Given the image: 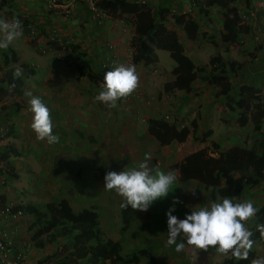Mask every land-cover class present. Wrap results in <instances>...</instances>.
Returning a JSON list of instances; mask_svg holds the SVG:
<instances>
[{
	"label": "rangeland",
	"instance_id": "1",
	"mask_svg": "<svg viewBox=\"0 0 264 264\" xmlns=\"http://www.w3.org/2000/svg\"><path fill=\"white\" fill-rule=\"evenodd\" d=\"M105 2L106 0H101L103 7L106 8L111 15V21H115L114 25H120L119 29L121 28V25H123L122 27L125 31H123V33L127 34V36H131L130 34L133 33L134 30L133 25L131 24L133 21H126L125 19H123L116 10L112 9L110 4L107 5ZM148 3H150L148 0H144L143 2V4ZM192 7L194 8L192 13L194 14V17L196 19H202V21H205L206 24L210 22L209 20H211L212 17L213 20H217L218 23L221 24L222 18L224 16V10L222 8L218 6H212L208 9L206 17H204L197 12L194 6ZM8 9H10V7H7L6 11ZM6 11L0 9V19L9 21ZM17 17L19 16L17 15ZM166 17L169 20L167 22V26L171 27L172 24L170 21L171 19L169 13L166 15ZM214 23L217 22L214 21ZM218 25L219 24L215 25V27H213L215 28V30H212L213 32H211L214 34V39H207L208 37H205L202 42L199 43L192 40L185 42V52L190 53V47H192L195 50V54H197V52H199L200 54V61H197L196 65H207V63H204L207 61L206 54L209 53V55L213 56L217 52L216 50H219L224 55L225 61L233 60L234 56H237L238 59H236V62L238 63L242 62V60L247 61V58L252 59L251 54H247H249V51L254 52V50H259V48H252V50H250L249 48H245V50H249L245 53V51H242V49H240L238 45L221 43L218 40V37H216V33H220V30H222L221 26ZM38 28L39 27H32L30 30V34L25 35L29 38L28 43L25 41L23 34L22 37L19 38V41L16 45L12 43L9 45V47L13 46L12 49L14 50V52L21 54L22 60L26 62L28 66L32 67L35 70V74L33 76L23 77V89L28 87L29 83L32 82L31 84H33V87L32 85H30L29 90H32L33 95L41 97V99L50 109V117L54 125L53 132L59 137L58 142L53 143L51 148L64 149L65 158H63L61 162H56V166L52 170V175L55 176L57 174L58 176L56 178L50 179L49 182H45L44 180H42L43 176L46 177L43 171L38 170L35 173L28 174L25 168H22L21 170L20 166V175L23 178L25 176L24 181L20 182L17 191H15L12 187L10 188L11 184L14 182V179H11V177L7 176L5 177L4 190L5 187L10 188L11 191L14 192L15 198L16 196L18 197L17 201L22 202L20 204L32 203L40 208L44 206L47 200H58L63 197L68 200L74 210H79L81 208H87L91 205H94L97 207L96 209L100 217L99 219L101 221V228L103 227L104 229V218L108 219V217H117L116 220L114 219V223L118 226L112 232L115 235L114 237H118V241L122 245L123 254L129 253L130 251L134 250V245L136 243H139V247H147L154 253L157 264H221V261L224 258L228 257L229 254L219 253L214 246H208L207 249H197L193 245L185 244L186 251L184 249L183 251L178 253L174 250V246L167 245V217L165 213L171 205L173 197H177L179 200H182V203H184V195L187 194L185 191V186L181 185V181L178 180V172L173 168L170 169L169 166L171 162L174 161V153L170 154L169 158L162 156L160 151H158V142L154 139L155 143L147 145L144 141L140 143H138L137 141V145H134L137 151H134L133 154H129V151L133 150L132 145L129 144V142L125 138V135L118 131H115L112 139H109L108 135L105 137L101 136V138L95 136L92 138L89 136V134L92 133L89 130H86L87 127L79 123V118H74L68 115L71 108H67L65 106L55 108L53 106V100L43 94V86L41 84L44 81L43 75L45 74L46 70L50 68L49 65L54 64L60 67L63 66L64 70L67 73H70L72 79L76 84L82 82L90 84L91 82L86 80L84 77L76 79L75 65L77 64L79 59L77 57H73V54H75V50L73 49L75 44H65V48L63 49L64 51L66 50V47H70V50H68L67 52L65 51L68 54L63 51L61 53L57 52V55L50 53H48L50 55H43L44 53H46V51L44 52V49H47V47H41L40 49H38L35 39L39 37H42V39H44L45 32H38ZM202 29L200 33L206 32L205 34H208V32H210L211 30L209 27H207V31H203ZM52 37L53 39L50 38L49 40H47L46 44L50 43L51 45H53L50 47L59 46V44L56 42L57 39L54 38V34H52ZM31 44L36 47L34 48ZM107 44H111L113 45V47L109 48ZM106 47L111 53L101 59L98 65L102 62H105L108 58L115 56L113 55V51L115 48L114 43L108 42L106 43ZM9 49L10 48L0 49V53H8ZM22 49L23 53L21 52ZM156 54L158 58L157 62L148 66L141 65L142 63L133 64L131 60H129V57L126 58L127 60L124 65L127 66L131 64L136 68V74L138 78L137 86L130 94L119 98L114 107L107 105L104 106L103 110H107L109 113L113 112L115 115H120L121 113L119 111L120 108L123 107V105H128L130 108L135 107L132 115H134L135 118L140 122H144L143 119L147 118L146 115H148L149 110L152 109L153 113L150 115L153 117L164 118L167 121L169 120L168 123L170 122L175 124L178 122L177 126L179 127V129L191 128L193 130V134L190 135L191 137L189 141L187 140L184 146H182V150L186 149L187 151L191 150V148H186V146H189L190 143H193L194 146L197 147V151L199 149V151L203 153H205L206 151H208L207 153H210L213 152V150L211 149L212 140L218 142L221 147H226L227 143L236 144L237 142V144H239L240 140L243 139L244 133H247L248 135L251 134L253 137V130L245 129V127H243L241 132H239L241 133V135H239L238 137H231L232 139H229L226 136L227 132L231 128V125H225L219 117L233 121L235 112L228 109L227 107L226 111L222 110V107H224L223 103L225 99L223 96H219L216 93L215 86H209V90L205 92V95L202 94V98H204L200 100L201 102H205L204 108H201L202 104L197 107V105H195L194 103V106L192 105L191 108H189L190 111L188 110L189 114L185 111L180 112V114L178 112L177 114L176 110L171 108L167 109V107H164L163 104H165L166 102H168L166 104L168 106L170 104V101L178 99L177 95H175L174 93V90L171 89L168 85L170 80H172L170 71L175 65V62L170 57L169 53L165 50H157ZM190 57L193 58L194 55L193 57ZM4 71L5 69L0 63V77ZM193 81L197 82L195 84H202V81H198L196 79H194ZM99 89L101 88H98V90ZM28 93L31 92L25 91V93L22 95L24 102H26L23 104L24 108H22V110L23 112L25 111L28 115L26 117H28L29 120L32 121L33 114L29 110L30 105L28 101L30 97L27 95ZM5 97L7 98V96H5L4 94L3 96H0V105L5 104ZM195 99L196 101H198L199 96L193 98V100ZM207 100H212L213 102L206 103ZM143 102L150 103H146L148 106L146 108V114L144 110H142ZM214 105L218 107L217 110ZM192 112H195V119H192L193 116L191 117ZM83 116L89 117V114H87V112H84ZM165 116H167V118H165ZM200 117H203V119L200 120ZM193 120H197L198 122L200 121L199 130L202 127H213L215 130V134H209L208 136H205V142L202 141L201 138L204 137L203 133L195 136V133L197 134V123H195V125L193 126L191 124ZM61 121H65V125L69 128L65 127L64 124H61ZM84 123L86 122L84 121ZM98 130H102L101 133H106L104 128L99 127ZM27 131L30 132L29 130ZM31 135L35 139H37L36 134L33 130ZM252 137L251 139L249 137L245 139V147L254 146V137L253 139ZM202 142L204 143L201 144ZM108 145H113L115 147V150L111 153V155L108 154ZM29 147H32L30 150L28 149L30 151L29 156L32 153L31 156L35 159L42 158V152L46 151V148H41V146L35 147L30 144ZM175 148L178 149L180 147L176 146ZM21 150H23V148ZM145 153L150 154V159L148 160L149 167L159 168L160 170L166 172L175 171L177 180L173 184L172 191L169 193V195L165 198L157 199L156 201H154L147 211L132 209L130 206L122 209L121 203L123 197L117 194L114 190H107L104 188V175L107 171H119L124 166H136L139 162L144 160ZM3 155H6L7 158L12 157V159L10 160L12 164H14L15 160H21V158L18 156L19 153L18 155L13 154L12 156L7 153H3ZM138 158L140 159V161L136 162L137 160H139ZM1 160H4V158L2 157ZM20 164L21 163L18 162L17 165ZM78 168L81 169L80 176L76 177L74 176V173ZM32 174L35 175L33 176ZM32 177H35V179H33ZM194 190L195 187L192 186V193L195 202L193 203V210L212 202H218L216 200L210 201L208 197L209 193H207L206 191L205 193H201L200 196H197ZM197 191L200 192L199 190ZM15 192L17 193L15 194ZM189 198H191L190 194ZM216 198L219 201L222 200L219 197ZM13 200H15L14 197ZM246 200H250V198H246ZM1 202L5 203L2 200ZM13 203L11 204H18L16 203V200ZM18 220L20 221V226L9 224V226L7 225V228H11V233H13V235L17 234V237H25L24 241H27L26 245L24 244L25 248H20V250L22 249L23 251H25L26 249V264L31 263L30 261H28V256L32 254V251L33 255L39 252L43 256H47L56 252L55 256L52 259L57 263L59 262L60 256L70 250V246H66L64 248L62 247V249L58 253L56 249L60 248L63 243V241L60 240L53 245L45 246V248L35 249L36 247L32 245V240L29 238L30 232L26 231L30 216L23 214V216ZM23 228H25V230L22 231ZM127 232L131 233L132 236L127 235ZM145 233L148 234V238L145 237ZM180 239H182V237L178 238V242ZM250 250L254 251L253 259L257 257H264V242L261 243L258 241H254ZM37 256L38 255H35L34 258ZM252 260L250 264H252ZM141 264H143V262Z\"/></svg>",
	"mask_w": 264,
	"mask_h": 264
},
{
	"label": "trees",
	"instance_id": "2",
	"mask_svg": "<svg viewBox=\"0 0 264 264\" xmlns=\"http://www.w3.org/2000/svg\"><path fill=\"white\" fill-rule=\"evenodd\" d=\"M186 1L190 5L191 12L194 9L192 6H194L197 12L204 17H206L208 9L212 6L222 8L224 16L218 39L224 44L241 46L238 35L245 33L248 26L243 25L238 17L236 7L232 5L234 0ZM105 3L110 4L112 9L116 10L126 21L137 20L131 40L133 49L131 61L133 64L148 65L155 63L157 57L154 50H165L175 62L170 71L173 78L168 83L171 89L188 92L191 89L193 80L198 79L217 87L216 93L224 97L230 110L238 109L237 124L244 123L248 112H251L254 119L252 130L255 134L258 133L259 136L257 140L255 138L254 150L231 146L224 151H220L214 157L207 156L200 151H194L188 153L180 162L173 165L177 168L182 179L196 180L205 189H209L211 200L216 197L231 200L239 198L246 186L255 185L263 178L264 133L261 131V124L264 120V109L261 103L260 90L255 85L245 83H239L236 87H233L229 74L235 72L236 64L234 61H224L217 53L209 58L207 65L197 66L193 63L191 58L186 55L184 46L176 33V30L180 28L186 38L198 43L206 37L205 33L197 32L198 24L190 12L180 14L171 12V9L168 8V0H160L156 6L140 4L138 0H106ZM6 12L9 22L13 17L18 18L12 10L8 9ZM168 13L172 28L167 26L169 20L166 15ZM18 19L21 21L23 34L29 35L30 30L25 28V20ZM76 48L77 46L73 47L74 50ZM78 57L79 60L75 65L76 79L84 77L93 84L103 86V77L107 69L103 68L101 64L94 67L95 64H91L85 52L78 54ZM0 63L5 69L0 77V95L10 96L12 100L11 93L15 95L22 94L23 77L34 75L35 70L28 66L26 62L19 61L11 48L8 53L0 54ZM17 69L20 70L19 76L15 75ZM11 104H13V107L8 110L9 116H12L18 109L17 107L20 106L18 102L14 101ZM6 108V105H0V114L5 112ZM5 116L0 115L3 118ZM3 118L0 121V137H9L11 136V125ZM191 124L194 126V121ZM146 128L148 133L160 145L169 144L174 139L182 141L187 134L186 128L179 130L171 128L172 130L168 131V121L164 118H148ZM208 135L209 132H204V137L201 140L204 141L205 136ZM7 147L10 149L8 145ZM211 147L214 150L219 149V145L213 141ZM9 172L4 174L9 177L15 175L11 171ZM13 210H20L22 214L30 216L26 231L30 232L29 238L32 240L34 247L42 249L60 240L63 241L62 246L56 249L59 253L62 247L70 246V250L60 256L57 264H141L142 262L143 264H157L154 253L147 247H139L123 254L122 246L118 240H112L104 236L97 209L94 205L74 210L68 200L63 197L58 200L47 201L42 208L32 203H25L13 205ZM254 218L250 238L253 242L263 243L264 234L258 230L257 226L264 225V205L258 207ZM12 240L13 250V237ZM55 254L56 252L44 256L37 264H47L50 261H55L52 259ZM227 254L229 256L224 258L221 264H250L254 257V251L252 250H249L247 259L237 260L232 257L231 251Z\"/></svg>",
	"mask_w": 264,
	"mask_h": 264
},
{
	"label": "crops",
	"instance_id": "3",
	"mask_svg": "<svg viewBox=\"0 0 264 264\" xmlns=\"http://www.w3.org/2000/svg\"><path fill=\"white\" fill-rule=\"evenodd\" d=\"M148 1L150 2L148 3L149 5L156 6L160 0H148ZM168 1H169V7L168 5L167 7L171 9V12H175L178 14L184 13V12H187V13L190 12L194 17V14L191 12L190 5L187 3L186 0H175L174 2L173 0H168ZM48 2L49 0H0V5L2 4L0 6V9L6 11V8L10 7V10H12L14 13H17V15L19 16L18 18L25 20V24H26L25 28H28V30H31L32 27H39L38 32H42V31L45 32L44 39H42V37L35 39L38 49H40L41 47H47V49H44V52L46 51V53L43 52L44 53L43 55H50V54L57 55V52L61 53L64 51L63 49L65 48V44H75L74 47L77 46V48L75 49V52H74L75 54H73V57L79 58L80 56L78 57V54H80L81 52H85L91 64L93 65L95 64L94 67H97L99 61L103 59L104 57H106L109 53H111L109 52V49L106 47V43L111 42V43H114L115 48L113 51V55H115L117 59V64H125L127 57H129V60H131V53L133 50L131 46V40H132L134 30H133V33L130 34L131 36H127V34H124L123 31L119 29L120 25H117V26L114 25L115 21L112 22L111 21L112 19L107 20L101 26H98V24L96 25L89 19L90 15H89L88 9L84 5V3L81 2L80 0L75 1L74 6L69 15H62L61 8L49 7ZM138 2H140V0H138ZM236 7L238 9L241 8L243 13H245L247 8H254L257 10V14L254 17L253 22L250 23L248 22V20L245 21L246 25L248 26V29L245 33H241L240 35H238V41L241 43V46H239V48L242 49V51H245V53L249 51V50H245V48H249L250 50H252V48L253 49L259 48V50H254L255 53L249 51V54L247 55L251 54L252 59L247 58L246 59L247 61L242 60V62H239V63L236 62V59H238L237 56H234L233 60L236 64V70L235 72L229 74L230 81L233 87H236L239 83L255 85L260 90V93H261L264 90V0H251L248 4L238 3L236 4ZM194 19L196 23L198 24L197 32L200 33L202 28H203L202 29L203 31H207V27H209L211 30L205 36L208 37L209 39H214V36H213L214 34L211 33L213 32L212 30H215V28L213 27H215V25L217 24H219L218 26H221V24L218 23L217 20H213L212 17H211V20H209L211 22V23L209 22L210 24L209 23L205 24V21H202V19H199V18L196 19L194 17ZM132 21L133 22L131 24L133 25V28H134L135 23H137V20L133 19ZM214 21H216L217 23H214ZM255 31H256V34H255ZM176 33L178 35V38L180 39V41L182 42L184 46L185 42L189 41V39L185 37L184 32L180 28L176 30ZM220 33H221V30H220ZM52 34H54V38L57 39L56 42L59 44V46L50 47L53 45H51L50 43L46 44V41L49 40L50 37H52ZM218 36H219V32L216 33V37ZM23 37L25 38V41L28 43L29 38L26 37L25 35ZM253 37H255V40H253ZM18 41H19V38L17 40H14L12 43L16 45ZM33 47L35 48L36 46H33ZM9 48L12 49L13 46H10ZM23 49L21 50L22 53H23ZM68 50H70V47H66L65 51L67 52ZM157 50L158 49L154 50L155 54ZM190 50H191L190 53H187V52L185 53L189 57L190 56L193 57L194 55L193 58L191 57L190 58L193 61V63L196 65V62L200 61L199 60L200 54L199 52L195 54V50L192 47H190ZM12 51L14 50L12 49ZM184 51H185V48H184ZM216 51H217L216 53L219 54L224 59V55L219 50H216ZM14 53H15V57L19 61H23L21 58L22 57L21 54H18L16 52ZM0 54H2V52ZM206 55H207L206 56L207 61L204 63H208L209 58L212 56V55H209V53H207ZM31 56H32V52H31ZM156 57H157V54H156ZM151 64H154V63H151ZM151 64H148V65H151ZM141 65H144V64H141ZM148 65H145V66H148ZM49 67L50 68L46 70L45 74L43 75L44 81L41 84L43 86L42 87L43 94L45 96L50 97L53 100V106L55 108L61 107V106L71 108L69 110L70 112L68 115L74 118H79L78 119L79 123L87 127L86 130H89L92 133V134H89L90 137L93 138L95 136V137L101 138V136L105 137L108 135L109 139H112V136H114L115 131L121 132L125 135V138L129 142V144L132 145L133 150L129 151V154H133L134 151H137V149H135L134 147V145H137L136 144L137 141L138 143L144 141L146 145L155 143L153 136H151L148 133L147 128H146V120L148 118L150 117L157 118V117H153L150 115L153 113L152 109H150L148 115H146L147 118L143 119L144 122H140L139 120L135 118L134 115H132L135 107L130 108L128 105L126 106L122 104L123 107L120 108V111H119L121 113L120 115H115L113 112L109 113L107 110H103L104 106H107V105L95 99L96 95L102 89L103 86H101L100 84H93V82L90 84L85 83V82L76 84L74 80L72 79L70 73H67L64 70L63 66L60 67V66L53 64V65H49ZM31 83L32 82H30L28 87H26L25 89H23V85H22L21 95H15L11 93L13 96L12 100L10 99V96L8 97L7 95H5L7 96V98L5 97L6 101H4L5 103L4 105H6L7 108L5 112H2L0 114L1 116L6 115L5 118L0 117V121H2V118H3L5 119V121H7V123H10L11 125V130H10L11 136L0 137V172L2 171V174L0 175V181L3 180L5 184V177H7V175L5 174L6 172L11 171L12 174H15V175L13 177L10 176L11 179H14V182L11 184L10 188L12 187L15 191H17V188L20 182L21 181L23 182L25 179V176L23 178L20 175V166H21V170L22 168H25L28 174L35 173L38 170L43 171L46 177L43 176L42 180H44L45 182H49L50 179L56 178L58 176L57 174L55 176L52 175V170L55 168L56 162L57 161L61 162V160L65 158L64 149H53L51 148L53 144L47 143L46 140L35 139L31 135L32 130L29 127V125L32 121L29 120L28 117H26L28 115L26 114L25 111L23 112L22 110V108H24L23 104L26 103L24 102L22 95L25 93V91H29L32 93V90L31 91L29 90L30 85H32L33 87V84ZM195 83L197 82L193 81L191 83V89L188 92L173 89L178 99H174L173 101H170V104L168 106L166 105L168 102H166L165 104H163L164 107H167V109L171 108V109L176 110L177 114L178 112L180 114V112H184V111L188 113V110L190 111L189 108H191V106L194 103L195 105H197V107L200 106V104H202L201 108H204L205 102L204 101L201 102L200 99L204 98V97L202 98V94L205 95V92L209 90L208 89L209 86H212V85L206 84L205 82H202V84H195ZM98 88H101V89L98 90ZM215 88L217 91L218 88L217 87ZM0 96H3V95L1 94ZM197 96H199L198 101H196V99L193 100V98H196ZM13 101L18 102L20 106L17 107L18 109L16 110L15 113H13L12 116H9L8 110L12 109L13 104L11 103ZM212 102H213L212 100L206 101V103H212ZM146 103L150 104L149 102L142 103L143 104L142 110H144L145 114L147 113L146 108L148 107ZM223 105L224 107H222V110L226 111V107L228 108L226 100H224ZM231 106L235 107L233 104H231ZM214 107L216 106L214 105ZM217 109L218 107H216V110ZM233 111L235 112V117L233 121L226 119V118L219 117L220 120L225 125H231V128L229 129L226 135L229 139H232V138H235L241 135V133L239 132H241L243 127H245V129L252 130V126L254 123V119H253V116H251V112H248L246 121L244 123L237 124L236 120H237L238 109H234ZM84 112H87V114H89V117H84L83 116ZM194 113L195 112L191 113V117L193 116L192 119L195 116ZM203 117H200V120H202ZM83 120L86 123H84ZM65 123H66L65 121H61V124L65 125ZM177 123L174 124V123L169 122L167 130L170 131L172 130L171 128H175L176 130H179ZM195 123H197V134L195 133V136H198L200 135V133H204V132H209V134L211 135L215 134V130L213 127H207V128L202 127L199 130L200 121L198 122L196 120L194 121V125ZM65 127L67 126L65 125ZM99 127L104 128L106 133H101L102 130H98ZM27 130H29L30 132H28ZM192 131L193 130L191 128H188L187 134L182 141H177L174 139L169 144H166V145H160L159 143H157L159 145L158 147L160 148V149L158 148V151H160L162 156L169 158L170 154L174 153V161H172L171 164L169 165L170 169L173 168L174 170L178 172L177 168L173 167V165L180 162L182 158L188 153L197 151V147H195L193 143H190L189 146H186V148H191L190 151H187L186 149L182 150V146H184L187 140L189 141L191 137L190 135L193 134ZM261 131L264 133V122H262L261 124ZM252 134H253L254 139L251 134L248 135L247 133H244L243 139L240 140L239 144H237V142L236 144L227 143L226 147H221L219 143L216 142L219 145V149L214 150L213 148H211L213 152L207 153L208 151H206L205 154L207 156L214 157V156H217L220 151H224L231 146L245 147L244 142H245V139L248 137L250 139L252 137V139L254 140L253 141L254 146L245 147V148H247L248 150L250 149L254 150L255 138L257 140L259 136H258V133L256 134L252 133ZM212 141L215 142L214 140ZM204 142H202L201 144H203ZM30 144L35 147L41 146V148L43 147L46 148V151L42 152V158L35 159L31 156L32 153L29 156V152H30L29 150L32 148V147H29ZM7 145L9 146L10 149H8ZM176 146H179L180 148L176 149L175 148ZM22 148L23 150H21ZM114 150H115V147L113 145H110L108 147V154L111 155V153ZM3 153H7L10 156H12L13 154L18 155L19 153L18 156L21 158V160H15L14 164H12L10 162L12 157L7 158L6 155H3ZM2 157L4 158V160H1ZM139 161L140 159L137 160L136 162H139ZM18 162H20L21 164L17 165ZM80 171H81L80 168L76 169L74 176L79 177ZM32 175L34 176L35 174H32ZM33 179H35V177ZM178 180L181 181L180 182L181 185L185 186L186 188L185 191L187 193L186 195H184L185 196L184 203H182V200H179L180 203H177L175 206V211L173 212V214L176 215L178 218H183L185 213H188L191 210H193V207H194L193 203L195 202H194V197L192 193V186L195 187L194 191L197 196H200L201 193H205L206 191L207 193H209L208 197L210 201H212L210 198V190L205 189L204 186L198 181L182 179L179 175V172H178ZM10 188L5 187V190H4V185L0 184V199L3 200L5 203H13L15 202V200H16V203L18 204L22 203V202L17 201L18 197L16 196L15 198L14 192H12ZM196 189L199 190L200 192H198ZM16 193L17 192H15V194ZM189 194L192 199L189 198ZM13 197L15 200H13ZM246 198H250L254 206L257 208L261 205H264V170H263V178L260 181H258L255 185L246 186L243 189L241 196L239 198H235L232 200L233 202H242V201H245ZM215 200L219 202L217 198L214 199V201ZM98 217H99V214H98ZM104 219H105L104 221L105 229L102 227L104 236L112 240H118V237H114L115 235L112 232L118 226L117 224L114 223V219L116 220L117 217L115 218L108 217V219L107 218H104ZM254 221H255V218L253 216L245 222V226L246 228H248V230H251L254 224ZM99 223L101 226L100 219H99ZM9 224L20 226V221L18 219L8 220L0 216V226L7 229L10 232V234L13 236L14 249H15V250L13 249V251L15 252V251L20 250V248H25L24 244L26 245V242H27V241H24L25 237L24 236L17 237V234L13 235V233H11V228H7ZM23 230H25V228H23L22 231ZM127 235L132 236V234L128 232H127ZM145 237L146 238L149 237L147 233H145ZM134 248L135 249L139 248V243H136L134 245ZM185 251H186V248H185ZM35 255H38V256L34 258ZM35 255H33V251H32V254L28 256V261L31 262L30 264H37L38 261H40V259L44 257L39 252H37Z\"/></svg>",
	"mask_w": 264,
	"mask_h": 264
},
{
	"label": "clouds",
	"instance_id": "4",
	"mask_svg": "<svg viewBox=\"0 0 264 264\" xmlns=\"http://www.w3.org/2000/svg\"><path fill=\"white\" fill-rule=\"evenodd\" d=\"M21 22L13 17L9 22L0 19V49H7L14 40L22 37ZM15 75H20L17 69ZM104 84L95 99L114 107L119 98L130 94L137 86V74L134 65L116 64L104 73ZM30 99L32 115L31 129L38 140H46L53 144L59 137L53 132V121L50 109L41 97L27 94ZM150 154H144V160L133 167H123L119 171H107L104 175V188L114 190L123 197L121 208L130 206L132 209L147 211L157 199L165 198L172 191L177 177L175 171H162L148 165ZM4 182V181H3ZM180 203L177 197L167 209V245L174 246L176 252L185 249V244L197 249H207L214 246L221 254L231 251L237 260L247 259L253 241L252 232L245 222L258 211L251 200L233 202L224 198L219 202L203 205L198 209L185 213L183 218L173 214L175 205ZM258 230L264 234V225H258ZM182 237L179 240L178 238ZM252 264H264V257H257Z\"/></svg>",
	"mask_w": 264,
	"mask_h": 264
},
{
	"label": "built area",
	"instance_id": "5",
	"mask_svg": "<svg viewBox=\"0 0 264 264\" xmlns=\"http://www.w3.org/2000/svg\"><path fill=\"white\" fill-rule=\"evenodd\" d=\"M76 0H49L48 5L49 7H58L61 8L62 15H69L74 3ZM84 3V5L87 7L90 20L95 23L98 26L103 25L107 20L112 19L110 13L106 8L103 7L101 4V0H80ZM251 0H234L232 5L236 7V4H243V3H249ZM143 0L140 1V4H143ZM236 13L238 14V17L241 19L243 25L246 20L248 22H253L254 17L257 14V10L254 8H247L245 13L242 12L241 8L236 7ZM121 25L120 30L124 31V28ZM125 32V31H124ZM256 34V31H255ZM257 37V36H255ZM255 37H253V40H255ZM53 39V37H50ZM260 39V38H259ZM259 42V40H258ZM109 48H112L113 45L107 44ZM117 64V59L115 56H112L111 58H108L105 62H102L101 65L103 68L108 70H111L114 65ZM261 103L263 104L264 109V90L261 92ZM167 118V116H165ZM264 122V120H263ZM1 185H4L3 180L0 181ZM0 216L3 218H6L8 220H15L23 216L20 210H13V205L11 203H3L0 199ZM12 235L10 232L0 226V264H26V254L25 251L19 250L15 252L12 250ZM47 264H57L56 261H50Z\"/></svg>",
	"mask_w": 264,
	"mask_h": 264
}]
</instances>
